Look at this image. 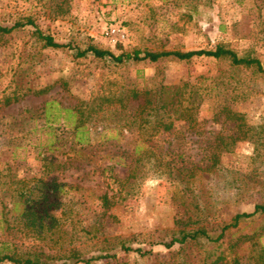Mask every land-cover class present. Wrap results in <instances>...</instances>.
I'll return each mask as SVG.
<instances>
[{
    "label": "rangeland",
    "instance_id": "rangeland-1",
    "mask_svg": "<svg viewBox=\"0 0 264 264\" xmlns=\"http://www.w3.org/2000/svg\"><path fill=\"white\" fill-rule=\"evenodd\" d=\"M28 17L56 42L81 49L93 45L119 55L134 49L185 52L226 45L240 56L257 57L264 65V0H0L2 25ZM111 29L117 31L115 37L109 34ZM0 43V189L4 191L0 192V236L6 227L4 214L18 228L19 221H14L20 214L14 204L18 195L32 187L51 192L52 186H44L53 181L63 184V190L54 192L56 204L45 219L46 229L58 226L48 233H55L54 239L44 245L48 250L76 247L89 256L101 249L116 254L115 259L94 264H210L230 240L253 235L264 225V216L243 221L219 248L204 242L170 249L158 244L178 234V218H191L190 229H218L235 215L253 211L263 200L264 79L250 73L225 76L233 92L232 109L245 116L252 138L223 154L219 171H204L211 152L207 145L231 125H223L214 114L215 96L223 89L213 86L203 91L204 101L195 111V130L179 124L177 134L146 142L157 157L151 158L153 164L144 159L132 174L123 165L131 161L123 149L134 151L131 141L137 134L121 129L113 136L104 133L109 121L88 122V104L122 91H154L186 81L205 89L209 78L226 71L225 65L210 59L115 65L88 56L76 58L68 49L44 48L31 28L0 36ZM40 90L47 91L34 94ZM8 97L18 101L4 106ZM52 102L55 107L46 114L44 109ZM65 108L83 112L81 130L87 135L90 131L98 149L90 151L84 144L69 150L78 118L67 117ZM50 139L63 140L58 157L71 161L46 173L41 166L42 148ZM119 162L123 164L118 166ZM183 168L195 169L194 176L185 171L178 178L177 170ZM104 193L113 197L108 211L96 200ZM198 216L203 219L194 225ZM13 235L23 237L18 230ZM58 237L59 243L54 244ZM122 245L151 253H125Z\"/></svg>",
    "mask_w": 264,
    "mask_h": 264
},
{
    "label": "trees",
    "instance_id": "trees-1",
    "mask_svg": "<svg viewBox=\"0 0 264 264\" xmlns=\"http://www.w3.org/2000/svg\"><path fill=\"white\" fill-rule=\"evenodd\" d=\"M31 28L33 34L43 44L44 48L54 50L68 49L73 52L76 58L92 57L95 60L106 61L115 65H125L129 63L138 64L147 62L150 64L158 63L160 60L170 59L176 62L191 63L197 59H210L226 67V71H219L218 75L209 78L210 84L205 89L197 88V83L189 81L184 82L179 86H163L158 90L133 89L114 96L98 97L88 104V122L108 120V124L104 125V133H109L111 136L118 133L119 129L137 134L131 141L134 151L129 152V149H123L127 158H131L130 163L117 165L128 167L132 174L139 168V164L144 159L148 158L151 163V158L156 154L146 146V142L168 134L169 136L177 134V125L184 124L187 130H195L197 125V117L195 111L201 106L204 101L203 91L213 90L221 87L214 99V114L216 117L222 118V124L231 125L228 129L225 126L217 134L214 142H209L208 149H211L209 155V165L204 169L205 172L220 170V158L223 154L231 152V149L236 143L251 139V128L245 123V116L232 109L234 102L233 92L230 91L229 83L226 82L225 76L228 73H250L255 77L264 79V65L261 60L252 55L240 56L235 50L226 45H217L211 50H195V51H152L148 49H134L132 51H122L121 54L115 55L109 50H102L93 45H88L85 49L72 44H61L55 39L45 34L39 29L35 21L31 18H25L15 22L11 26H4L0 23V36H10L15 32ZM1 45V43H0ZM218 79L220 80L219 82ZM47 90H40L34 94H44ZM210 95L208 92L206 96ZM18 98H6L4 106H10L17 102ZM55 104L47 103L44 112L52 113ZM67 117L78 118V124L74 127L76 130V139L71 141L69 150H74L79 145H88V149H98L93 146L94 140L91 139L90 131L81 130L83 127V112L65 108L63 109ZM74 111V112H73ZM119 119V121H117ZM97 123V122H95ZM121 131V132H122ZM226 133V134H225ZM199 134V133H198ZM148 136V137H146ZM92 140V141H91ZM63 140L50 139L42 148L44 150L41 166L46 173L54 168H60L70 162L68 160H60L58 154L63 148ZM41 153V152H40ZM51 155H49V154ZM119 153V152H118ZM121 154V153H120ZM122 157V156H121ZM157 157V156H156ZM126 159V158H125ZM201 160L199 161V163ZM153 164V162L151 163ZM134 165V167H133ZM108 168L103 170V173L108 171ZM113 171L114 167L110 168ZM195 170V169H194ZM193 169L183 168L177 170V177L181 178L186 171L187 176L193 177ZM116 181V177H112ZM3 179L0 173V185ZM186 179V178H185ZM41 182H43L41 180ZM63 184H56L55 181L45 184V188L53 187L51 192L43 190L28 189L27 193L18 195L19 201L15 202V210L19 211L14 221L18 222V233L23 237L14 236L15 225H13L4 214L3 222L6 227L3 228V235L0 236V264L10 262L13 264H94L100 261H108L116 258L115 253H110L101 249L98 254L87 255L76 247L48 250L44 242L54 239L51 233H48L53 227L46 229V220L51 217V209L56 204L57 195L54 192L63 190ZM0 192H4L0 189ZM6 192V191H5ZM38 192V193H37ZM7 194V193H6ZM264 194V193H263ZM27 198L22 201V198ZM33 197H36L33 199ZM3 200L6 202L7 195ZM41 199L43 201L41 202ZM96 200L105 211H108L113 206V197L108 193L98 195ZM23 202V203H21ZM22 205V206H21ZM21 206V209H20ZM23 207V208H22ZM5 209V208H4ZM258 216H264V195L263 200L255 204L253 211L243 212L235 215L229 223H226L218 229H207L206 226H197L190 229L192 219L184 221V218L176 219V224L180 226L177 235H174L169 242L158 243L165 248H172L175 245H190L191 243L204 242L205 245H224L223 240L231 233L235 232L243 221L253 219ZM203 217L198 216L194 225L200 224L199 220ZM206 220V218H205ZM15 230V231H14ZM176 234V233H175ZM264 237V225L260 227L253 235L240 236L230 240L227 244V249L222 251L210 264H264V245L260 239ZM54 244L59 243V239ZM27 240V243H24ZM43 243V244H42ZM245 247V244H247ZM121 251L125 253L135 252L141 256L150 254L151 251L145 252L142 249H136L125 245L121 246Z\"/></svg>",
    "mask_w": 264,
    "mask_h": 264
},
{
    "label": "built area",
    "instance_id": "built-area-1",
    "mask_svg": "<svg viewBox=\"0 0 264 264\" xmlns=\"http://www.w3.org/2000/svg\"><path fill=\"white\" fill-rule=\"evenodd\" d=\"M112 37H115L117 35V31L115 29H111L109 33Z\"/></svg>",
    "mask_w": 264,
    "mask_h": 264
},
{
    "label": "clouds",
    "instance_id": "clouds-1",
    "mask_svg": "<svg viewBox=\"0 0 264 264\" xmlns=\"http://www.w3.org/2000/svg\"><path fill=\"white\" fill-rule=\"evenodd\" d=\"M260 242H261L262 245H264V237H262V238L260 239Z\"/></svg>",
    "mask_w": 264,
    "mask_h": 264
}]
</instances>
